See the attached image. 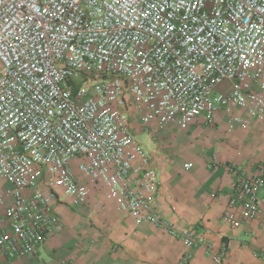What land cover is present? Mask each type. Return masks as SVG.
Instances as JSON below:
<instances>
[{"label": "built area", "instance_id": "1", "mask_svg": "<svg viewBox=\"0 0 264 264\" xmlns=\"http://www.w3.org/2000/svg\"><path fill=\"white\" fill-rule=\"evenodd\" d=\"M221 112L264 123V0H0V253L37 256L60 227L51 200L92 188L210 252L153 212L158 173L132 121L210 127ZM260 216L264 164L239 170L222 220Z\"/></svg>", "mask_w": 264, "mask_h": 264}, {"label": "crops", "instance_id": "2", "mask_svg": "<svg viewBox=\"0 0 264 264\" xmlns=\"http://www.w3.org/2000/svg\"><path fill=\"white\" fill-rule=\"evenodd\" d=\"M132 122L158 173L153 212L202 235L210 252L137 224L92 188L85 202L63 192L51 200L60 227L37 256L9 261L0 253V264H213L211 255L219 253L225 264H264V216L234 228L222 220L239 170L264 164V123L231 126L224 112L210 127L196 122L143 131L137 118Z\"/></svg>", "mask_w": 264, "mask_h": 264}, {"label": "rangeland", "instance_id": "3", "mask_svg": "<svg viewBox=\"0 0 264 264\" xmlns=\"http://www.w3.org/2000/svg\"><path fill=\"white\" fill-rule=\"evenodd\" d=\"M226 89V86H224V85H221L220 87H219V90H225ZM142 127V126H141ZM139 138L141 139V136H139Z\"/></svg>", "mask_w": 264, "mask_h": 264}]
</instances>
